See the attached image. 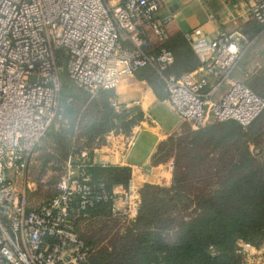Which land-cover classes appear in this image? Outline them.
Instances as JSON below:
<instances>
[{
    "label": "built area",
    "instance_id": "built-area-1",
    "mask_svg": "<svg viewBox=\"0 0 264 264\" xmlns=\"http://www.w3.org/2000/svg\"><path fill=\"white\" fill-rule=\"evenodd\" d=\"M243 1L264 28V0ZM160 7V0H0V264H85L90 249L77 224L89 209L107 202L112 219L137 217L143 187L132 173L120 191L109 192L86 173L124 166L136 131H110L90 152L70 153L54 195L39 204L27 197L33 154L51 126L66 122L58 104L60 52L69 80L90 97L151 68L173 111L193 130L226 121L244 128L264 110V99L232 77L253 43L240 31L207 39L194 30L187 39L198 68L166 74L173 63L166 47L170 18H159ZM110 106L117 114L131 109L115 98ZM103 150L109 158H101ZM238 253L241 264H264V246L241 242Z\"/></svg>",
    "mask_w": 264,
    "mask_h": 264
},
{
    "label": "trees",
    "instance_id": "trees-1",
    "mask_svg": "<svg viewBox=\"0 0 264 264\" xmlns=\"http://www.w3.org/2000/svg\"><path fill=\"white\" fill-rule=\"evenodd\" d=\"M259 28L262 29L261 26ZM258 39L248 38L253 41L251 49ZM166 47L169 50L167 43ZM246 55L234 73L235 79L242 77V72L246 71ZM57 57L59 60L61 56L58 54ZM197 61L198 65V58ZM183 71L173 67L172 63L166 74L175 72L178 76ZM134 75L147 81L156 95L162 98L159 91L164 84L155 71L146 67L137 70ZM60 81L58 104L66 122L51 126L41 139L36 150L40 149L45 154L43 164L49 160L61 162L70 153L90 152L96 141L106 133L129 134L131 128L142 121L136 107L117 114L110 106L112 91H100L90 97L77 88L65 72L60 73ZM75 89L85 98H77ZM90 103L91 108L101 110L100 117L93 122V130L83 133L77 116L81 107L86 109ZM75 110L77 114H74ZM263 113L264 110L244 128L235 121H226L209 124L193 135L201 140L197 136L220 128L222 135L215 137L213 144L223 143L228 136L237 141L240 136L249 133ZM206 140L208 142L207 137ZM164 141L158 145L152 165H157L156 158ZM237 154L239 160L231 159L215 175V182L210 180L207 187L195 193L185 186L194 180L191 176L193 169L187 171L182 168L173 174L172 184L168 187H143L134 221L112 219L107 202L89 209L88 219L77 224L79 237L90 249L85 264H241L238 253L241 242L264 246V162H258L246 147ZM86 173L92 183L103 184L108 192L115 184L125 186L130 177L126 167L93 166L88 167ZM79 225L87 227L85 237L79 232Z\"/></svg>",
    "mask_w": 264,
    "mask_h": 264
},
{
    "label": "crops",
    "instance_id": "crops-1",
    "mask_svg": "<svg viewBox=\"0 0 264 264\" xmlns=\"http://www.w3.org/2000/svg\"><path fill=\"white\" fill-rule=\"evenodd\" d=\"M160 1L159 18L163 20L170 18V22L166 26L168 33L167 46L173 54V67L184 69L185 71L182 73L193 71L199 66V64L197 65V57L187 39L196 29H199L202 36L207 39H212L217 32L230 34L240 31L247 38H259L258 42H260V38L264 40V28L261 26L262 29H260V25L249 18L247 4L243 0ZM210 16L214 17V21L210 20ZM257 44L252 46L253 50L255 47L258 50L257 46L259 44ZM173 74L176 73L173 72ZM244 74L249 76L248 71L242 72V76ZM162 87L159 91L161 98L156 95L147 81L133 75L132 77L123 78L117 90L112 91V98H115L120 104L138 108L142 115V121H138L130 130V132H137L135 143L123 159L124 166H120L123 168L134 166L132 171L128 169L134 175L140 187H168L173 181L172 173L166 170L167 165H152L151 163L158 145L169 135L176 132L184 123L167 102L164 86L162 85ZM103 152L105 151H101V158H109ZM50 153L53 154L52 151ZM65 158L61 161L62 163ZM41 163L40 161L39 164ZM44 165L50 166V163ZM123 187L122 184H115L111 186V189L120 191ZM79 227V232L84 236L87 227L85 228V225H79Z\"/></svg>",
    "mask_w": 264,
    "mask_h": 264
},
{
    "label": "rangeland",
    "instance_id": "rangeland-1",
    "mask_svg": "<svg viewBox=\"0 0 264 264\" xmlns=\"http://www.w3.org/2000/svg\"><path fill=\"white\" fill-rule=\"evenodd\" d=\"M258 44V50L256 47L254 50L249 48L250 51H247L248 54L246 55L247 52L245 53L247 60L245 57L246 61L244 67L246 71H248L249 76L245 77L243 75L239 77L238 80L245 83L254 92L264 98L263 38H261ZM59 55L61 57L58 60V65L63 73L65 72V59L62 58L63 53L60 52ZM232 77L234 78V74ZM75 92L78 94L77 98L84 97L77 89H75ZM77 98L74 99L76 100ZM100 112L101 110L96 107L91 108V103L86 109L81 107L77 117L80 121L83 133H85L84 131L88 132L93 130V127L95 128L93 122L100 117ZM75 113L76 110L74 114ZM219 130L220 128H216L213 131L214 133L209 132L201 137L197 136L198 138H202L198 140L195 139L196 136L193 135V133L197 131L193 130L188 124L183 123L176 132L169 135V138L167 137L168 139L166 138L164 143L160 145V153L156 158V161H158L157 165H167L172 162L173 167L172 171H170L172 175L182 170V168L187 171L193 169L191 176H193L194 180L185 186H187L189 191L195 193L197 190L207 187L206 184L210 180L214 179L215 182V175L222 171L221 168L228 165L231 159L239 160L237 153L242 148L246 147L258 162H264V113L249 133L240 136L237 141H235L232 136H228L223 143L213 144L215 137L220 138L222 135V133H219ZM206 137L208 138V142ZM100 140L101 139L98 141ZM98 141H96V143ZM43 154L42 150H36L32 156V162L29 167L28 183L31 184V189L27 190V197L33 204H39L43 200L54 195V185L62 172L63 163L58 160H49L47 163H50V166H43V159L45 158V154ZM40 161L42 162L41 164H39ZM166 170H168V168H166ZM205 176L208 177L205 178ZM32 184L35 186L33 187ZM19 186L23 188L24 182H20ZM101 243H103V240Z\"/></svg>",
    "mask_w": 264,
    "mask_h": 264
}]
</instances>
